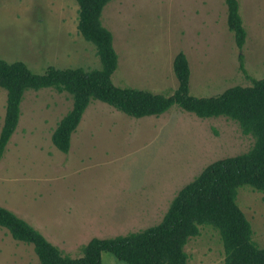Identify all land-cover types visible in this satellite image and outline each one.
<instances>
[{
  "label": "rangeland",
  "instance_id": "1",
  "mask_svg": "<svg viewBox=\"0 0 264 264\" xmlns=\"http://www.w3.org/2000/svg\"><path fill=\"white\" fill-rule=\"evenodd\" d=\"M246 30L241 50L227 27L224 0H112L101 14L113 36L112 82L170 95L172 61L189 63V94L214 96L264 77V0H238ZM76 0H0V59L47 66L99 67L95 47L77 30ZM243 56L246 73L240 69ZM6 91L0 87V128ZM67 92L27 90L20 117L0 157V206L27 221L70 257L91 238L125 235L157 224L176 193L215 160L246 152L254 142L225 116L200 118L176 105L131 117L91 99L64 153L51 142L71 109ZM236 201L264 248V192L238 187ZM187 264H222L217 230L199 227L183 247ZM33 245L0 227V264H38ZM101 264H126L109 252Z\"/></svg>",
  "mask_w": 264,
  "mask_h": 264
},
{
  "label": "trees",
  "instance_id": "2",
  "mask_svg": "<svg viewBox=\"0 0 264 264\" xmlns=\"http://www.w3.org/2000/svg\"><path fill=\"white\" fill-rule=\"evenodd\" d=\"M112 0H76L77 30L92 43L99 67L58 68L33 72L23 61L0 59V87L6 91L5 113L0 128V157L15 131L20 103L27 90L52 88L67 92L71 109L51 133L52 144L66 153L91 99L107 103L131 117L158 116L176 105L197 117L225 116L238 123L242 133L253 137V145L243 153L215 160L171 200L161 220L144 229L109 238H91L81 247L82 256L70 257L50 243L37 229L11 210L0 206V227L18 241L33 245L38 264H101V253L109 252L126 264H187L183 247L199 227L217 230L223 251L222 264H264V248L253 240L251 224L236 201L237 189L248 185L264 192V77L251 78V85H235L218 95L198 97L189 94L190 68L186 55L178 52L172 61L177 87L170 95L120 87L111 80L117 67V53L111 31L101 22L104 6ZM227 27L241 50L246 30L238 0H224ZM240 69L243 56L238 54Z\"/></svg>",
  "mask_w": 264,
  "mask_h": 264
}]
</instances>
